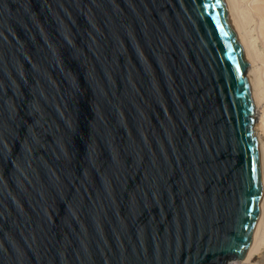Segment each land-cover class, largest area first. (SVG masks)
Returning a JSON list of instances; mask_svg holds the SVG:
<instances>
[{
  "label": "water",
  "instance_id": "obj_1",
  "mask_svg": "<svg viewBox=\"0 0 264 264\" xmlns=\"http://www.w3.org/2000/svg\"><path fill=\"white\" fill-rule=\"evenodd\" d=\"M226 0H0V264H227L261 178Z\"/></svg>",
  "mask_w": 264,
  "mask_h": 264
},
{
  "label": "bare ground",
  "instance_id": "obj_2",
  "mask_svg": "<svg viewBox=\"0 0 264 264\" xmlns=\"http://www.w3.org/2000/svg\"><path fill=\"white\" fill-rule=\"evenodd\" d=\"M226 2L250 61L246 72L253 98V131L260 165L261 200L258 223L251 248L241 260L248 261L264 243V0H226ZM227 264H232V261Z\"/></svg>",
  "mask_w": 264,
  "mask_h": 264
},
{
  "label": "rangeland",
  "instance_id": "obj_3",
  "mask_svg": "<svg viewBox=\"0 0 264 264\" xmlns=\"http://www.w3.org/2000/svg\"><path fill=\"white\" fill-rule=\"evenodd\" d=\"M251 260L248 261H238L232 264H244V263H248L249 261L251 263H254L256 261V264H264V243L260 246V248L257 249V251L254 252V254L252 255V257L250 258Z\"/></svg>",
  "mask_w": 264,
  "mask_h": 264
},
{
  "label": "built area",
  "instance_id": "obj_4",
  "mask_svg": "<svg viewBox=\"0 0 264 264\" xmlns=\"http://www.w3.org/2000/svg\"><path fill=\"white\" fill-rule=\"evenodd\" d=\"M251 260V259H250ZM235 262H238L239 260H234ZM233 261V262H234ZM244 264H256V261L254 263H251L250 261L248 263H244Z\"/></svg>",
  "mask_w": 264,
  "mask_h": 264
}]
</instances>
